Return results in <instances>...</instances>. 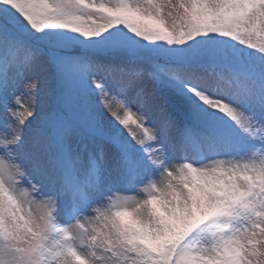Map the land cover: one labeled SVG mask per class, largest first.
Returning <instances> with one entry per match:
<instances>
[{
	"label": "rangeland",
	"instance_id": "rangeland-1",
	"mask_svg": "<svg viewBox=\"0 0 264 264\" xmlns=\"http://www.w3.org/2000/svg\"><path fill=\"white\" fill-rule=\"evenodd\" d=\"M13 1L112 55L0 19V264H264V0ZM230 33L259 73L154 63Z\"/></svg>",
	"mask_w": 264,
	"mask_h": 264
},
{
	"label": "trees",
	"instance_id": "trees-1",
	"mask_svg": "<svg viewBox=\"0 0 264 264\" xmlns=\"http://www.w3.org/2000/svg\"><path fill=\"white\" fill-rule=\"evenodd\" d=\"M8 3L13 5V4L18 3V1L4 0L3 8L0 9V19H3L9 26L17 30V32L20 35L30 38L33 42H39L42 39V37H40L39 32H38V27L35 25V23L39 21V23H42L41 27L44 31H46L47 33H50L51 35L55 37H62L63 42H68L70 39L68 37L70 35L69 33H72L73 37L75 38V41L73 43L76 47V50L81 49L82 44L78 41L79 40L78 36H80L79 33H77L75 30H72V29L66 30L64 28L66 24L65 25L57 24V20L54 19L50 14H47V13L40 14L39 8L37 6H33L27 3V6L24 5V10H20V9L17 10L14 8L15 10H17L16 12H14L13 10L9 8ZM32 19L35 20L36 22L33 21ZM28 23L30 25H28ZM31 23L34 26H32ZM215 26H216L215 23H211V29H214ZM232 34L233 33H230L228 35L229 43H226L228 41L221 43L222 45L219 46L217 52L211 56L212 61L225 63L229 60H235V61L239 60L243 63H248L249 65L254 64V61L252 60V52L249 49L248 50L245 49L246 43L244 42V39H241L239 35L232 39L231 38ZM163 47L165 48L166 52L171 53L170 49H168L166 46H163ZM46 49L51 53H53V51L64 50V49H59L53 46H46ZM64 51L69 52V50H64ZM177 51L181 52L178 54V56L168 54L166 55V59L170 62H181V61L189 60V59L188 60L186 59L185 54L183 53V52H186L184 48L179 47ZM54 76L56 79V84L58 83L59 87L61 88L62 85H60V79H61V84H65V80L61 78L59 74H54ZM58 79H59V82H58ZM67 88L69 89V87ZM56 89L58 88L56 87ZM62 89L63 88H61L60 90ZM65 90L66 89H64L63 91ZM56 91H57V94L64 96L59 90H56Z\"/></svg>",
	"mask_w": 264,
	"mask_h": 264
},
{
	"label": "bare ground",
	"instance_id": "bare-ground-1",
	"mask_svg": "<svg viewBox=\"0 0 264 264\" xmlns=\"http://www.w3.org/2000/svg\"><path fill=\"white\" fill-rule=\"evenodd\" d=\"M192 155L194 156V155H195V153H192Z\"/></svg>",
	"mask_w": 264,
	"mask_h": 264
}]
</instances>
